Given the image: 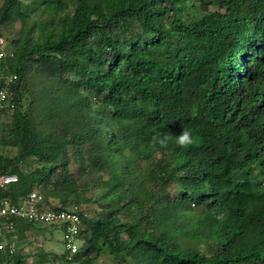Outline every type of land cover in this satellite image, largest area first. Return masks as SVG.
<instances>
[{
	"label": "trees",
	"instance_id": "1",
	"mask_svg": "<svg viewBox=\"0 0 264 264\" xmlns=\"http://www.w3.org/2000/svg\"><path fill=\"white\" fill-rule=\"evenodd\" d=\"M192 1L2 0L0 25L21 29L0 31V73L17 75L0 175H18L0 196L79 207L67 264H264V0ZM182 126L192 145L158 144ZM40 226L17 219L0 243ZM17 252L0 264H27Z\"/></svg>",
	"mask_w": 264,
	"mask_h": 264
},
{
	"label": "built area",
	"instance_id": "2",
	"mask_svg": "<svg viewBox=\"0 0 264 264\" xmlns=\"http://www.w3.org/2000/svg\"><path fill=\"white\" fill-rule=\"evenodd\" d=\"M9 53L6 37L0 33V59L6 58ZM17 79L15 74H4L0 87V111L7 107L15 106L14 95L11 85ZM18 181L16 174L0 175V188ZM26 220L49 228L59 227L62 230V238L65 249L69 251L67 259H71L79 252L82 245V233L85 226L82 220L80 209L77 206L72 208H61L49 206L42 192L38 189L31 191L28 196L19 202H14L9 196H0V235L4 231L15 229V220ZM80 242V244L78 243ZM0 250H7L9 254L17 252L14 244L9 246L5 242L0 243Z\"/></svg>",
	"mask_w": 264,
	"mask_h": 264
},
{
	"label": "rangeland",
	"instance_id": "3",
	"mask_svg": "<svg viewBox=\"0 0 264 264\" xmlns=\"http://www.w3.org/2000/svg\"><path fill=\"white\" fill-rule=\"evenodd\" d=\"M191 3L197 5V0H193ZM2 4V0H0V5ZM197 9L201 12L203 11V8L197 7ZM210 10H217L219 9L217 4H213L209 6ZM224 11V9H223ZM198 14L196 11L191 12V10H187L186 12H176L175 16H173L175 19H182L184 21H189V18L191 15ZM21 29V22L20 21H11L7 22L6 24L0 25V31L3 32V34L10 40L11 38H15L18 31ZM11 45H9L10 47ZM8 48V46H7ZM4 73H0V80L2 79V76ZM2 117V116H1ZM1 133V129H0ZM2 150L0 149V153L2 154ZM27 165H23V168L29 169L30 167H33L35 163L33 161L29 160L27 162ZM77 165L72 164L71 170L75 173L77 172ZM259 177V178H258ZM257 179H255V182L259 179H261V175H258ZM256 187L258 185L256 184ZM38 190H41L39 187ZM99 191L95 187L92 190H89L88 192H82L84 198L86 197H92L96 195H100L98 193ZM83 210H85L88 217L92 218L94 217L99 208L94 202H85L82 201L80 205ZM13 244L17 246V253H20L21 251H24V254H26V260L27 264H67L62 260L61 254L65 252V243L62 238V230L59 227L55 228H47L40 226L37 227H31L30 232L25 233V235L18 233L15 240H13ZM80 244V242H78ZM41 254H45L43 258L40 256ZM93 264H112L111 256L108 254H105L101 257H99Z\"/></svg>",
	"mask_w": 264,
	"mask_h": 264
},
{
	"label": "clouds",
	"instance_id": "4",
	"mask_svg": "<svg viewBox=\"0 0 264 264\" xmlns=\"http://www.w3.org/2000/svg\"><path fill=\"white\" fill-rule=\"evenodd\" d=\"M157 142L162 148H166L170 142L181 148H186L195 142V136L192 129L182 126V130L178 134L161 133Z\"/></svg>",
	"mask_w": 264,
	"mask_h": 264
}]
</instances>
